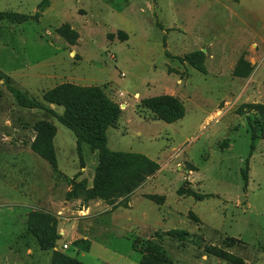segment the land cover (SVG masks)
Segmentation results:
<instances>
[{
	"label": "rangeland",
	"instance_id": "obj_1",
	"mask_svg": "<svg viewBox=\"0 0 264 264\" xmlns=\"http://www.w3.org/2000/svg\"><path fill=\"white\" fill-rule=\"evenodd\" d=\"M40 2L0 0V11L34 14ZM64 23L79 32L77 44L58 34ZM195 50L205 53L207 73L180 59ZM242 58L254 65L253 80L235 76ZM0 71L41 101L64 82L99 85L123 110L108 129L109 148L161 165L128 195L67 200L78 173L92 185L98 151L84 144L82 167L73 130L19 105L0 80V264H51L56 250L87 264H141L150 240L163 245L167 264H237L219 252L264 264V135L252 153L248 114L239 111L264 103V0H51L38 20L0 22ZM161 94L179 97L185 116L168 123L140 108ZM39 120L57 126V170L31 148ZM180 187L212 196H181ZM33 211L57 220L56 247L42 250L27 230Z\"/></svg>",
	"mask_w": 264,
	"mask_h": 264
},
{
	"label": "trees",
	"instance_id": "obj_2",
	"mask_svg": "<svg viewBox=\"0 0 264 264\" xmlns=\"http://www.w3.org/2000/svg\"><path fill=\"white\" fill-rule=\"evenodd\" d=\"M51 0H41L38 10L34 13H21L17 11H0V22L8 20L15 23H24L31 19L38 20L44 10L50 6ZM60 34L69 44H77L79 32L69 23H64L57 28ZM123 40L128 38L126 32H120ZM110 37H114L110 34ZM180 59L192 64L202 73H207L205 65V53L202 50L188 52ZM174 68L169 67V73ZM254 70V66L242 58L234 71L235 76L248 77ZM0 80H4L12 95L19 105L26 108L43 109L52 113L60 122L69 127L76 135L77 150L81 156L84 167L83 145L87 144L92 151H98V164L92 185L83 181H77L78 173L72 179V188L67 191L66 199L83 198L84 200L105 199L112 200L119 196L128 195L150 176L156 174L161 165L148 155L134 151H116L108 146V129L115 126L122 114L120 104L113 100L99 85H80L73 82L58 84L44 92L43 100L30 97L24 91L10 83V76L0 71ZM51 104L63 106L62 113L51 107ZM141 109L150 110L156 118L172 123L180 120L186 114L184 102L176 96L161 94L144 98L140 104ZM241 113L248 114V122L252 132L251 152L256 147V141L264 135V103H245L240 107ZM252 112V113H251ZM254 114V120L251 115ZM37 132L35 140L31 144L32 150L50 163L53 169H58V158L55 147L57 126L50 120H39L35 124ZM245 181L247 172L243 173ZM178 194L194 196L197 200H203L212 194H202L193 189L180 187ZM152 200L163 203L164 196L156 194L148 195ZM27 230L37 238L42 250H50L56 247L61 238L57 229V220L51 214L43 211H33L29 214ZM189 233L181 229L169 230V235L182 239ZM159 233L157 236L159 237ZM160 238V237H159ZM232 242L238 238L231 237ZM80 249L88 250L91 242L83 240ZM79 243V242H76ZM230 245V244H229ZM141 264H167L165 250L158 240H150L141 247ZM224 259L243 264V259L232 254L219 252ZM51 264H87L79 258L63 251H54Z\"/></svg>",
	"mask_w": 264,
	"mask_h": 264
},
{
	"label": "crops",
	"instance_id": "obj_3",
	"mask_svg": "<svg viewBox=\"0 0 264 264\" xmlns=\"http://www.w3.org/2000/svg\"><path fill=\"white\" fill-rule=\"evenodd\" d=\"M254 66V65H253ZM257 72H256V70H255V68H254V70H253V72L251 73V75L250 76H248V77H251V79L253 80L255 77H256V74ZM52 105H54V104H52ZM68 233H71V232H68Z\"/></svg>",
	"mask_w": 264,
	"mask_h": 264
},
{
	"label": "built area",
	"instance_id": "obj_4",
	"mask_svg": "<svg viewBox=\"0 0 264 264\" xmlns=\"http://www.w3.org/2000/svg\"><path fill=\"white\" fill-rule=\"evenodd\" d=\"M65 247L67 248L68 247V244H65Z\"/></svg>",
	"mask_w": 264,
	"mask_h": 264
}]
</instances>
